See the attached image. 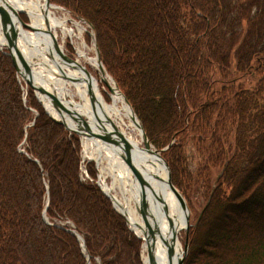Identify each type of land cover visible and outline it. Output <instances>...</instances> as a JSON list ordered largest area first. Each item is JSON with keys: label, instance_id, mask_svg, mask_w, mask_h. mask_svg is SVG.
Segmentation results:
<instances>
[{"label": "trees", "instance_id": "trees-1", "mask_svg": "<svg viewBox=\"0 0 264 264\" xmlns=\"http://www.w3.org/2000/svg\"><path fill=\"white\" fill-rule=\"evenodd\" d=\"M50 2L91 26L149 142L167 146L191 212L183 264H264V0ZM3 51L0 264H86L87 254L89 264H143L142 240L79 180L78 135L50 118Z\"/></svg>", "mask_w": 264, "mask_h": 264}, {"label": "bare ground", "instance_id": "bare-ground-1", "mask_svg": "<svg viewBox=\"0 0 264 264\" xmlns=\"http://www.w3.org/2000/svg\"><path fill=\"white\" fill-rule=\"evenodd\" d=\"M15 11H24L30 23L43 30L49 27L55 39L61 35L62 42L66 37L75 35L79 37L82 26L70 19L62 12V8L55 4H47L46 0H2ZM61 11V12H60ZM15 26L20 29L19 23L12 15ZM72 21L78 30V34L66 25ZM3 32L0 24V42H3ZM19 45L23 54L35 60L33 71L41 83L48 89H54L55 93L67 105H71L87 118L89 126L100 132L96 124L95 115L102 122V128L112 131L115 128L121 133L130 145L131 152L136 163L142 167L146 174L148 186H144V195L140 198L139 183L132 175L130 169L120 159V149L110 142L105 143L97 138H82L83 153L93 157L97 164L103 158L109 162L112 173V183L107 184L102 180L103 189L110 193L115 205L122 210L127 217L131 229L139 236L144 237L147 231L138 212L141 204L145 206L147 222L150 226L156 224L158 233H155L153 244V262H149L145 253V242H142L144 264H176L182 254V247L177 238L178 231L184 226V212L175 192L167 183V171L163 162L144 149L142 132L129 106L123 96L117 91L112 79L104 71L100 70L96 54L91 55L86 46L74 45V61L87 69L86 65L96 69L100 78H96L88 69L87 76L84 71L68 64L56 53L52 46L51 38L47 33L19 30ZM59 48L64 52V46L58 42ZM34 63V62H33ZM52 84L53 88L49 86ZM105 84L108 88L105 89ZM109 93V101L105 100L102 90ZM38 97L46 109L54 114L46 101L38 93ZM115 137V136H114ZM113 137V138H114ZM112 138V139H113ZM115 139V138H114ZM114 186L119 188L120 196L112 190ZM175 232V235L172 233ZM172 240V241H171ZM173 246V253L169 248Z\"/></svg>", "mask_w": 264, "mask_h": 264}, {"label": "water", "instance_id": "water-1", "mask_svg": "<svg viewBox=\"0 0 264 264\" xmlns=\"http://www.w3.org/2000/svg\"><path fill=\"white\" fill-rule=\"evenodd\" d=\"M47 4H50V0H46ZM19 13H24V11H15L13 8L8 6L5 2L0 0V24L3 32V42H0V46H3L7 50V54L10 56L11 61L15 67L16 73L21 78V80L31 87L37 97V100L41 103L42 107L44 108L45 112L50 116L51 119H53L55 122L63 125L68 131L73 132L77 135H79L82 138H97L101 141H104L105 143L110 142L113 145H117L120 149L119 157L120 159L126 164V166L130 169L132 175L134 178L137 179L140 187V198L144 195V186H148L146 182L147 174L145 170L140 167L138 163L135 162L134 156L131 152L130 145L125 140V138L121 135L119 131H117L115 128H113L112 131H107L102 128V122L101 119L95 115L96 124L99 128H101V131H95L92 129L87 121V118L83 116L79 111L75 110L71 105L65 104L64 101L59 99L57 94L55 93L54 89H48L44 86L43 83L39 80V78L36 76V73L33 71V67L35 66V63L32 61H29L28 57H26L23 54V51L21 50V47L19 45L18 37H19V30H26L34 33L43 32L47 33L52 42V46L56 53L61 57L64 61L68 62V64H73L74 66H77L81 68L84 73L89 76L88 70L84 69L81 65L77 64L74 59L68 55H66L62 50L59 48V45L57 43V40L53 36L52 32L50 31L49 27L41 30L39 27L34 26L30 23L29 19L28 22L23 21ZM12 15L15 17L16 21L19 23L20 29H18L15 26V22L12 19ZM78 17V16H77ZM79 19H82L79 17ZM83 20V19H82ZM84 21V20H83ZM89 25V24H88ZM89 27H91L89 25ZM95 46V52L96 57L99 63L100 70L102 72L105 71V68L103 67V64L99 58V52L96 46V43L94 41ZM111 78V77H110ZM112 79V78H111ZM113 81V79H112ZM114 82V81H113ZM115 83V82H114ZM49 86L53 88L52 84L49 83ZM119 91V90H118ZM38 93L40 96L46 101L49 108L54 112V114L50 113L45 105L41 102V100L38 97ZM119 93L123 96L124 101L131 109L127 99L124 97V95L119 91ZM133 118L136 119L137 124L139 125L141 132H142V143L145 150H147L148 153L152 154L153 156L160 159L167 171V183L171 187V189L175 192L177 199L181 205V208L184 212V226L181 229L188 230L189 226V210L186 204V201L182 195V193L178 190V188L171 182L170 178V172L169 167L164 160V158L161 156V151L166 149L167 146L163 147L162 149H155L149 142L139 120L137 119L135 113L131 109ZM115 136V137H114ZM115 139H114V138ZM113 138V139H112ZM106 195L111 199L113 205L115 204L114 199L112 198L111 194L106 193ZM48 206V198L46 199L45 206L43 209V215H45L46 207ZM145 206L143 203L140 206V209H138V212L140 213V216L143 220V223L147 229V231L144 232V237L139 236L137 233H135L131 227L129 229L139 238L144 240L145 242V251H146V258L149 262H153V244L152 241L154 239L155 233H158V227L156 224H153L152 226L149 225L147 222V215L145 213ZM119 213L124 217L126 220V223L128 224L127 217L125 216L124 212L122 210H117ZM129 226V224H128ZM73 233L77 236V238L80 240V245L82 246V250L85 251L83 238L76 232L73 231ZM175 235V232H172ZM172 241V240H171ZM170 253H173V246L171 245L169 248ZM187 252V243L184 241L182 254L177 259L176 264H183L184 255ZM89 256L87 254V261L88 263Z\"/></svg>", "mask_w": 264, "mask_h": 264}, {"label": "rangeland", "instance_id": "rangeland-1", "mask_svg": "<svg viewBox=\"0 0 264 264\" xmlns=\"http://www.w3.org/2000/svg\"><path fill=\"white\" fill-rule=\"evenodd\" d=\"M62 8V7H61ZM61 12V11H60ZM61 13H64L67 17H69L70 19H73L75 21H77L81 26H82V30L81 32L78 34V30L77 28L74 26V24L72 23V21H67L66 22V25L69 26L70 28H72L74 30V33H76V35L78 34L79 37H76L75 35H73L72 37H66L64 38V41L62 42L61 40V35L60 33L58 34V42H60L63 46H64V53L70 57H74V45H79V46H86V51L91 54V55H94L96 54L95 52V46H94V37H93V33H92V30H90L88 24L83 21L82 19H79V17H76L74 16L70 11H68L67 9H64L62 8V12ZM25 17H26V20L28 21L27 19V16L26 14L22 13ZM32 62L35 63V60L33 59H30ZM87 69L96 77V78H100V74L99 72L90 67L89 65H86ZM105 72L107 73V71L105 70ZM108 74V73H107ZM109 75V74H108ZM111 78L112 76L109 75ZM113 79V78H112ZM114 81V79H113ZM115 82V81H114ZM115 85V88L117 89V91L119 90V88L117 87L116 83H114ZM103 86L106 88H108L105 84H103ZM102 90V93L105 97V100L106 101H109L110 98H109V93L106 91V90ZM120 91V90H119ZM121 92V91H120ZM122 93V92H121ZM123 94V93H122ZM143 145V144H141ZM152 145V144H151ZM153 146V145H152ZM153 148L155 149H158L156 147L153 146ZM162 156V155H161ZM91 157V156H89ZM93 158V157H91ZM97 170L99 171V174H101L103 177H104V181L107 183V184H111L112 183V173L110 172V167H109V162L106 158H103L101 160V163L97 165ZM179 190V189H178ZM197 189H195L196 191ZM114 193H116L118 196H120V192H119V188L117 186H114ZM180 191V190H179ZM181 192V191H180ZM183 195V194H182ZM184 197V195H183ZM185 199V197H184ZM186 201V199H185ZM201 201H202V196H200V190H197V193H194V196H193V204L195 205L194 206V212L197 211L201 205ZM186 204H187V201H186ZM188 207V205H187ZM188 210H189V218H190V209L188 207ZM189 227V226H188ZM177 238H178V241L180 242L181 244V247L183 249V245H184V241H186L187 243V231L185 229H180L177 233ZM186 255V253H185ZM184 255V256H185ZM95 261L97 262V259H95Z\"/></svg>", "mask_w": 264, "mask_h": 264}, {"label": "built area", "instance_id": "built-area-1", "mask_svg": "<svg viewBox=\"0 0 264 264\" xmlns=\"http://www.w3.org/2000/svg\"><path fill=\"white\" fill-rule=\"evenodd\" d=\"M79 179L82 182H93V179L87 173V170L85 167V158L83 157V154H81L80 164H79Z\"/></svg>", "mask_w": 264, "mask_h": 264}]
</instances>
